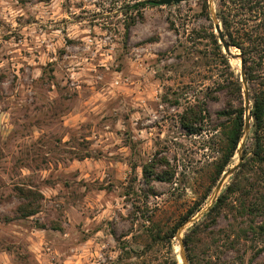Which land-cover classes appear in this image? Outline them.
<instances>
[{
	"label": "rangeland",
	"instance_id": "374dc122",
	"mask_svg": "<svg viewBox=\"0 0 264 264\" xmlns=\"http://www.w3.org/2000/svg\"><path fill=\"white\" fill-rule=\"evenodd\" d=\"M138 1L0 0V264H182L170 228L202 193L218 145L178 114L212 89L216 126L225 69L201 0ZM229 62L238 74L239 58ZM160 156L169 166L154 170L172 180L147 182L142 165ZM20 188L41 194L36 213L22 216ZM222 241L210 264H264L249 241Z\"/></svg>",
	"mask_w": 264,
	"mask_h": 264
},
{
	"label": "trees",
	"instance_id": "16d2710c",
	"mask_svg": "<svg viewBox=\"0 0 264 264\" xmlns=\"http://www.w3.org/2000/svg\"><path fill=\"white\" fill-rule=\"evenodd\" d=\"M155 0H142L132 4L133 8L153 5ZM216 15L227 42L241 54L249 98L251 100V127L242 148V160L216 200L203 216L190 226L183 236L184 248L189 264H210V250L214 243L222 239L223 245L236 249L241 240L249 241L258 252L264 250V0H215ZM201 11L210 21L206 35L212 47V54L223 64L226 84L223 90L228 98L225 105L216 111L212 126V116L206 99L215 100L217 95L209 89L203 98L194 97L186 102L178 114V122L188 134L207 132L218 145L217 155L210 163L207 184L202 193L179 216L170 228V237L176 229L197 212L210 195L223 171L230 165L240 141L244 125L243 87L240 73L231 68L229 57L223 52L213 22L209 17L207 0H201ZM180 98V96H179ZM178 99V98H177ZM178 102V100H176ZM236 101V104L233 102ZM155 165L168 167L166 156L151 159L142 165L145 180L163 179L171 181L174 172L167 175L165 170H154ZM167 175V176H166ZM28 200L20 206L22 216L38 211L33 201L41 196L39 192L20 188ZM232 221L214 230L220 215ZM9 219V218H7ZM159 231H157L156 235ZM218 238V239H217ZM172 264H177L173 257Z\"/></svg>",
	"mask_w": 264,
	"mask_h": 264
},
{
	"label": "water",
	"instance_id": "95a60500",
	"mask_svg": "<svg viewBox=\"0 0 264 264\" xmlns=\"http://www.w3.org/2000/svg\"><path fill=\"white\" fill-rule=\"evenodd\" d=\"M187 1V0H155V3L158 5H169V4H178L180 2ZM208 6H209V13L213 21V28L214 32L217 34L219 43L222 45L223 52L226 53V55L229 58H239L240 60V66H239V73H240V80L242 82L243 87V106H244V125H243V132L242 136L240 138V141L238 143V146L236 148L235 154H236V162L230 166L227 170L223 172L221 177L219 178L218 182L216 183L213 191L210 194V199L206 204H203V206L195 212L191 217H189L185 222H183L177 229V240H178V247H179V256L181 259L182 264H188V259L186 256V251L184 248L183 238L180 237L181 231L188 225L192 226L195 222H197L203 214L209 209V207L213 204V202L216 200L217 196L219 195L221 188L224 185V182L227 178L231 177L234 171L237 169L238 165L240 164L242 157V148L245 143L246 137L249 133L250 127H251V100L249 98L248 93V87H247V81L245 79V73H244V66L243 61L240 52L239 53H233L232 46L227 42L223 31L221 24L219 22V19L215 13L213 0H207ZM189 226V227H190Z\"/></svg>",
	"mask_w": 264,
	"mask_h": 264
}]
</instances>
